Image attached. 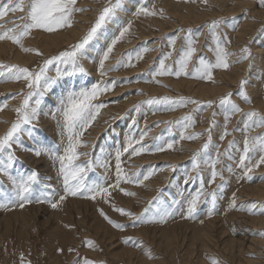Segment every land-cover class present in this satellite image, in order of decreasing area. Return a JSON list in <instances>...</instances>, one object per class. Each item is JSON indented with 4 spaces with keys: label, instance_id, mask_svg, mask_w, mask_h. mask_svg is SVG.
<instances>
[{
    "label": "rangeland",
    "instance_id": "1",
    "mask_svg": "<svg viewBox=\"0 0 264 264\" xmlns=\"http://www.w3.org/2000/svg\"><path fill=\"white\" fill-rule=\"evenodd\" d=\"M238 1L247 4L243 5V10L240 9L239 13L229 14L227 10L234 8ZM7 2L8 0H0V6ZM25 3L27 4L28 0H25ZM109 3L110 0H77L76 6L85 9V11L74 13L71 27L59 29L52 33L42 29H33L31 34L24 38L23 47L12 40L3 39L15 45L18 49L22 48V50L30 41H33L34 45L30 48L38 49L41 54L33 51V60L29 64L15 61L13 54L9 57H0V62L5 65H19L32 71L38 70V67L43 65L45 59L58 55L61 51L67 50L71 45L77 43L94 24L100 11L105 6H108ZM173 3L178 8L176 7L173 10V6H175ZM187 5L193 7V11L196 10V13H202V16L198 20L192 17L190 20L194 21L184 23L180 19V15H188L190 9L185 7ZM141 6L149 9L150 12L155 11L156 15H135L136 9ZM161 9L163 10L162 13ZM263 11L264 5L260 3V0H228L226 3H222L221 0H207V3L204 0H123L122 9L117 11L116 17L101 30L98 39L90 46L91 56L81 61L87 69V75L78 74L75 77L61 78L46 95L42 105L41 116L38 121L33 122L38 129L35 133L36 140L30 139L26 132L21 133L23 147L16 144L13 145L17 161L11 169L14 176L27 174L32 170L37 171L41 183L48 182L53 185L57 193L54 199L58 200L59 196L64 194L62 181L58 178L56 171L58 165L50 162V165L51 163L53 165L54 173L49 176L48 173L42 170L41 158H50L46 155L37 157L34 152L28 151L26 153L24 149L39 147L41 143L44 146L61 144L59 133L50 134V132H47L49 131L50 123H47L45 118L50 119L52 124L57 125L56 120L47 113L50 108L54 107L53 102L70 81L77 86L87 87H90L93 83H111L113 87L99 95L94 101L96 104H103L104 107L96 115L95 120L97 122L94 120L90 128L84 131L82 140L85 142V146L83 144L79 151L88 153V155L80 156L77 161L79 163L92 160L94 162L93 167L87 172L86 182L91 184L94 181L102 180L105 186H111L108 188L111 195H97L96 199H92L91 194L87 193L77 196L69 195L55 209L47 202L36 203L35 201L20 207L16 202L8 203L9 200H14L13 185L7 175L0 173V204L5 205L0 206V264H22L21 254L24 257L23 264H28L29 261L31 264H84L85 258L94 261L95 264H140L138 262L131 263L127 256H119L120 252L118 251L123 250H135L142 256L146 254L148 256L145 255L144 257L149 261H154L156 264H213V258L217 259L219 264H264V236L259 235L260 231H264V223L257 221L258 219H263L264 214H251L248 211L241 210V206L246 207L252 202L264 204V196L255 190L257 187H264V164L253 168L250 173L252 176L251 180H248L244 175L245 170L238 166L245 139L264 134V127H252L250 130H244L245 113L256 110L264 114V106L262 111L261 107L255 104V101L259 98L264 103V70L262 72L263 75L261 74L259 77H257L256 72L261 63L264 62ZM26 12L27 8H25V12H8L6 16L0 19V26H2L0 27V32L17 24L22 25L24 21H21L19 17L24 16ZM249 12L254 22L253 29L247 32L244 41L240 42L237 39V34ZM88 13L91 14L89 15ZM172 13L179 16H175ZM88 15L89 17H86ZM82 17L86 18L84 19L85 21ZM221 18L227 23L221 24L216 31L223 39L230 40L227 48L230 52L236 54L229 59L231 61L237 60L241 49L247 45L253 53L252 68L248 69L250 61H244L247 63L245 69L248 72H246L245 76L241 77L236 83L231 81L227 86L229 87L228 90L226 88L219 95L203 98L195 91L201 85L200 83L205 82L210 87L221 84L219 79L221 75L238 65V63H232L226 70L214 69L213 80L211 81L201 79L195 73V68L199 67L201 58L205 59L206 62H215L216 53L214 47L216 41L209 25L212 21ZM82 21L84 23L82 26L85 27L83 35L60 44L58 47L46 48L47 37H52L57 33H67L75 26L81 25ZM124 27H129V31L114 46L109 59L105 62L106 74L101 76L99 70L100 51L106 50L107 44L111 42L115 35H119V30ZM178 29H183L184 31H178ZM189 29L191 30L192 38L196 41V53L188 65V75L182 74L179 77L175 75L154 76L153 73L158 69L161 59L170 51L173 54L165 61V64L173 70L177 68L175 61L181 54L182 48L187 44L186 38ZM173 37H177L175 51L170 45V39ZM34 41H36V44ZM261 49L262 51H260ZM254 50L257 52H254ZM260 52H262L261 56ZM260 57L263 58V61L256 65L257 58ZM122 60L123 64L116 67L118 62ZM129 60L131 66H125L129 63ZM241 63L243 62L239 64ZM48 75L56 76L55 65L50 66ZM252 77L256 80L259 78L254 91L251 90V85L254 83ZM242 79L248 81L245 88L251 98V103L246 102L239 95L240 81ZM156 81H159V83ZM187 81H192V89H187L183 85ZM175 82L180 84L176 85ZM7 83H12L14 87L7 91L0 88V106L5 104L8 106L9 104L7 103H10L13 99L14 109L11 122L7 120V122H10L7 130L0 133V136H3L12 123L16 121L17 113L15 109L21 105L24 95L29 91L27 82L24 79L15 80L9 79L7 76H0V85ZM147 86L158 87L159 91L154 92L153 89H149ZM227 93H232L231 99L242 109V112L231 115L227 123L229 135L221 140L220 137L225 130L227 112L225 108L220 106L219 101ZM256 94H259L257 99L255 98ZM164 96L173 99L183 97L188 100H194L197 103H187L183 106L173 105L171 108L167 105L141 103L150 98ZM208 101H213L211 106H208ZM126 104H130V106L121 112V108ZM134 105L140 106L138 112L134 110ZM106 110L109 113L104 122L105 131L99 133L94 138V142H92L87 134L91 127L94 126L93 123L96 124L101 120ZM1 112L2 110H0ZM185 116H191L192 119L185 122L183 119ZM133 120L136 121L135 125L132 124ZM185 124H187V127H185ZM209 129L211 130V143L205 152L203 151V146L209 141ZM144 132H147L142 141L145 144L142 142L141 144L149 150L138 154L139 157L138 155H132L131 149L126 153L122 152L120 165L122 174L132 175L140 173L141 179L148 172L153 173L148 178L152 179L154 176L157 177L162 172L167 171L170 175L168 180L162 181V185L157 184L153 189V193L155 192L154 194L152 193L153 195H146L150 191L146 189L148 187L146 184L148 179L144 180L142 184L127 183L122 180L119 187L114 186L116 181L117 150H123L130 133L131 136L133 134V137L136 134L139 135V138L137 136L134 137L135 141H138L141 133ZM196 133H202V135H199L196 139H180L182 134L187 137ZM173 140L176 141L173 148L171 150L167 149L166 144ZM145 141L150 143L146 144ZM230 141L235 142L230 151L231 158L225 155V150L228 149ZM141 144H134V146L139 147ZM89 145L91 147H88ZM61 147H63L62 144ZM157 147L164 148V150L155 151ZM217 150L221 154L217 169L223 170L225 183L217 199L215 214L211 217L207 215L211 203L210 201L205 203L202 199V202L198 205L196 216L194 218H183V213L186 212L187 207L185 198L188 197L189 193L199 190L201 177L207 192L213 191L217 185L221 184L220 177H217L215 183H209L211 169L208 164L204 163V161L214 160ZM23 152L28 157L27 155L24 156L25 153ZM165 152L176 153L178 155L177 159L164 158L160 162L154 160ZM198 152L200 156L198 160L194 161L193 158ZM260 154L259 152L250 154L253 156L252 163H256L259 160ZM31 155L35 157V164L31 161L32 157H29ZM4 156H6V153L0 154V159ZM135 156L137 157L135 158ZM182 156L187 157L183 159L181 158ZM142 157H146L148 162L141 161L140 158ZM29 160L30 162H28ZM194 163H198L199 167L194 168ZM103 165H107V167ZM137 166L141 167L138 169ZM228 167L233 170L231 172L227 171ZM188 176L192 177V179L188 184H185V178ZM49 177L51 179H48ZM158 185L160 186L158 187ZM34 187L37 186L34 185ZM121 188L126 189L127 192L134 193V195H126L125 192L120 191ZM139 189L141 191L137 193ZM233 195H235V208L230 207ZM174 200L179 201V203L173 205ZM37 205L42 207L44 205V207L39 208L36 207ZM170 205L175 207L177 211L166 222L141 223L136 227L131 226L132 217L115 210V208L122 207L137 215L143 214L146 220H151L153 216L157 215V208L163 210ZM101 209L113 221L129 226L124 229L114 227L101 214ZM146 209L147 211H145ZM15 211H17L16 214H14ZM206 218L207 220L216 218V225L212 231V233L214 232L215 240L210 244L211 246H207L201 240L195 239L194 232L196 230H204ZM145 230L149 231L148 235L139 233ZM166 230L170 232L176 230V238L171 245L166 244L162 235ZM128 237L135 238V241L140 243L141 247H137L136 243L130 240L126 242ZM237 238L244 242L251 241L252 243H245L240 246L237 245V242H234ZM89 240L94 242L93 246L88 245L87 241ZM142 244L144 245L143 247ZM203 245L206 247H202ZM139 248H142V251H139ZM70 249L72 250L70 251Z\"/></svg>",
    "mask_w": 264,
    "mask_h": 264
},
{
    "label": "snow or ice",
    "instance_id": "2",
    "mask_svg": "<svg viewBox=\"0 0 264 264\" xmlns=\"http://www.w3.org/2000/svg\"><path fill=\"white\" fill-rule=\"evenodd\" d=\"M207 3V0H204ZM260 3L264 5V0H260ZM77 0H8L7 3L0 6V19L8 14V12H27L24 16L19 17L21 21H24L22 25L17 24L12 28H8L0 32V40L9 39L14 43L20 44L23 47V40L26 36L30 35L33 29H42L46 32L52 33L59 29H64L71 27L73 23V16L76 12L85 11V9L76 6ZM123 0H110L108 6H105L99 13L94 24L88 29L86 34L80 38V40L71 45L67 50L61 51L58 55L52 56L44 60L43 65L38 67V70L32 71L28 68L20 67L19 65H5L0 62V76H7L9 79L20 80L24 79L27 82V87L29 89L28 93L24 95V99L19 107L15 109L17 113V119L12 123L9 130L0 136V154L6 153L2 159H0V173L5 174L11 180L13 185L14 200H9L8 203L16 202L20 207H23L26 203H44L47 202L52 208H57L62 201H64L69 195L77 196L83 194H91L92 199H96L97 195L110 196L108 190L111 186H105L102 180L94 181L91 184L87 183L85 177L87 172L93 167L92 160H86L77 163L80 156H87L88 153L80 152L79 148L85 143L82 140L84 131L89 128L92 122L95 120L96 115L99 110L104 107L103 104H96L94 101L99 95L104 92L109 91L113 84L107 82L93 83L90 87L87 86H77L73 82H69L64 86V90L53 102L54 107L50 108L48 115L56 120L59 135L61 137V144H53L51 146H44L41 143L39 147L25 148V151L34 152L35 156L39 157L41 155H46L50 158L54 165H58L56 168L58 178L62 181L63 195L59 196L58 200L54 197L57 195L55 188L52 184L48 182L41 183L39 179V173L35 170L28 172L27 174L12 175L11 169L17 161V157L13 150V145H19L23 147V141L21 140V133L26 132L28 137L32 140H36L35 133L38 131L34 121H38L41 112L42 105L44 104V99L46 95L56 86L57 82L64 77H75L76 75H87V69L81 62L91 56L90 46L93 42L98 39L101 34V30L116 17L118 10L122 9ZM161 13L163 10H160ZM141 14L156 15L155 11L150 12L146 7H139L136 9L135 15L139 16ZM234 19V18H233ZM227 23L223 18L219 20H214L209 25L210 31L212 32L213 38L215 39L214 51L216 53L215 62H206L205 59L201 58L199 60V67L195 68V73L201 79L213 80V70L214 69H228L232 63H240L243 61H250L249 69H251V60L253 58V53L250 47L247 45L241 49L240 55L235 61H231L229 58L236 55L230 52L227 48V44L230 40L223 39L218 33L217 29L221 24ZM2 27V26H0ZM130 27V22H129ZM129 27H124L119 30V35H115L111 42L107 44L106 50L100 51L99 59V70L101 76L105 75V62L109 59L110 53H112L114 46L125 36L129 31ZM19 29V31H17ZM178 31H184L183 29H178ZM176 38L170 39V45L175 51ZM187 44L181 50V54L175 61L177 68L173 70L171 67L166 66L165 61L172 56V51L168 52L159 63L158 69L153 73L156 75H175L179 77L180 75H188V65L192 60V57L196 53L195 43L196 41L191 36V30H188ZM25 51H36L38 54V49L24 48ZM139 58V57H138ZM123 64V60L118 62L116 67ZM55 65L56 76H49L48 71L50 66ZM125 66H131V62ZM115 70V69H110ZM159 83V81H156ZM248 83L247 80L242 79L240 81V91L239 95L246 101L251 103V98L247 93L245 85ZM232 93H227L224 95L219 103L222 108H225L227 115L225 116V130L221 135V140H223L227 135V123L231 115L237 112H242V109L235 104L231 99ZM143 104L148 105H167L171 108L173 105L183 106L187 103H197L194 100H188L186 98L173 99L167 96L150 98L147 101H142ZM213 101H208V106H211ZM7 105L0 106V110ZM134 110L139 111L140 106L134 105ZM246 121L244 123V130H250L252 127H264V114L259 113L256 110L249 111L244 114ZM184 121H190L191 116H185ZM132 124L135 125L136 121L133 120ZM27 126V127H25ZM187 127V124H185ZM209 141L203 146V151H207L209 144L211 143V136L209 129ZM147 132L141 133L140 139L138 141L134 140L133 136L127 137V144L121 151L120 149L116 152V181L115 187H119L121 181L133 184H142L144 180H147L149 176L153 173L148 172L143 175L141 179L140 173H134L132 175L122 174V169L120 165V157L122 152H129L131 149L132 155H138L145 152V146L141 144L144 136ZM202 133H196L185 137L183 134L180 139H196ZM66 141V143H65ZM40 143V142H38ZM176 143L175 140L170 141L166 144L167 149H172L173 145ZM134 144H141V146L136 147ZM235 145L234 141L229 142L228 149L225 150V155L229 158L230 151ZM164 148L157 147L155 151H162ZM261 153L259 155V160L256 163H252L253 156L251 153ZM220 152L217 150L216 158L211 161H204L208 164L211 169V179L209 183H215L217 177H220L221 184L217 185L216 189L211 192L205 191L203 178H200V188L198 191L189 193L188 197L185 198L186 201V212L183 213V218H194L197 214L198 205L202 202L211 203L207 211V215L211 217L215 214L216 203L219 193L222 189L224 181L223 170H218L217 165L220 163ZM200 153L198 152L193 158L194 161L198 160ZM260 164H264V134L251 139H245L242 155L239 158L238 166L244 169V175L248 180L252 179L250 173L253 168L258 167ZM251 165V166H249ZM107 167V165H103ZM194 168H198L199 164L194 163ZM233 169L231 167L227 168V171L231 172ZM48 179H51L50 177ZM192 177L188 176L185 178L184 183L188 184ZM36 185L37 187H34ZM120 191L125 192L126 195H134L132 192H127L126 189L121 188ZM155 199V198H154ZM179 201H173V205L178 204ZM0 206H5L0 204ZM230 207L235 208V195H233L232 203ZM116 211L121 214L128 215L132 217L131 226L136 227L141 223H155V222H166V220L176 214L177 209L173 206L165 207L163 210L160 208L156 209V216H153L151 220H146L143 214L137 215L131 211L124 208H115ZM241 210L248 211L251 214H264V204L259 202H252L248 206H241ZM147 211V209L145 210ZM101 214L104 215L105 219L108 220L110 224L119 229H124L129 225L117 223L107 216L101 209ZM203 222V221H201ZM259 235L264 236V231H260ZM130 240L136 243L139 247L140 243L135 241V238L128 237L126 242ZM89 246H93V241H87ZM72 249H70L71 251ZM23 254H21V261L23 264ZM28 264H31L29 261ZM84 264H95L94 261L85 258ZM213 264H219V261L213 258Z\"/></svg>",
    "mask_w": 264,
    "mask_h": 264
},
{
    "label": "bare ground",
    "instance_id": "3",
    "mask_svg": "<svg viewBox=\"0 0 264 264\" xmlns=\"http://www.w3.org/2000/svg\"><path fill=\"white\" fill-rule=\"evenodd\" d=\"M222 1V3H226V1H228V0H221ZM176 3V2H175ZM175 3H173V4H175ZM245 4H247V3H242V1H238V2H236V6L233 8L232 7V9H229V10H227L228 12H229V14H235V13H239V10L241 9V10H243L242 8H243V5H245ZM252 5V4H251ZM176 7L178 8V6L175 4V6H173V10L174 9H176ZM185 7H188L189 9H190V12L188 13V15H180V19H182L183 20V22L184 23H186V22H188V23H190V22H192V21H194V20H190V18H192V17H194V18H197V20L202 16V13H196L195 11H193V7H191V6H189V5H187V6H185ZM195 8V7H194ZM240 10V11H241ZM90 12H92V11H90ZM198 12H199V10H198ZM201 12V11H200ZM209 12V11H208ZM176 13H178V12H176ZM89 14V13H88ZM91 14V13H90ZM89 14V15H90ZM173 15H175V16H179V15H177V14H174V13H172ZM191 14V15H190ZM233 14V15H234ZM251 13L249 12V14H247V17H246V19H245V21L242 23V25H241V28H240V31L238 32V34H237V39H238V41H240V42H243L244 41V39H245V37H246V33L247 32H249V31H252V29H253V25H254V22H253V18H252V16L250 15ZM256 14V13H255ZM89 15L88 16H86V17H89ZM238 16V15H237ZM243 16V15H242ZM262 17L264 18V11L262 12ZM80 19V18H79ZM82 19L84 20V19H86L85 17H82ZM90 19V18H89ZM85 21V20H84ZM87 21V20H86ZM195 23H197V21H195ZM80 24V23H79ZM82 25H84V23H83V21H82V23H81V25H77V26H75L73 29H71L69 32H67V33H64V34H61V33H57V34H54L52 37H47L46 38V44H45V46H46V48H48V49H50V48H52V47H58L60 44H64L65 42H67V41H71V40H73V39H76V38H78V37H80L81 35H83V33L85 32V27L84 26H82ZM169 30V29H168ZM33 40V39H32ZM35 42V44H36V41H34ZM32 45H34L33 44V41H30L29 42V44L26 46V47H24V48H29V49H34V47L33 48H30ZM242 45V44H241ZM241 47V46H240ZM237 49V48H236ZM254 49V48H253ZM263 49V48H262ZM262 49L260 50V51H262ZM240 51V50H239ZM256 50H254V52H255ZM263 51H264V49H263ZM22 52H26V53H22ZM257 52V51H256ZM198 53V52H197ZM261 53L262 52H260V56H261ZM11 54H13V59L15 60V61H17V62H19V63H24V64H29L30 62H31V60H33V51H24V50H22V48H20V49H18L17 47H15V45H13V44H10L8 41H5V40H0V57H9V56H11ZM26 54H28V55H26ZM255 55H257V54H255ZM258 55H259V53H258ZM264 55V54H263ZM154 56V55H153ZM200 59V58H199ZM258 60H257V62H256V65L258 64V63H261L262 61H263V58H257ZM255 62V61H254ZM249 65V64H248ZM246 66H247V63L246 62H244L243 61V63H241V64H239L238 63V65H236V66H234V67H232V69L229 71V72H225L224 74H222L221 75V77L219 78L220 79V83L221 84H218V85H215V86H213V87H210L207 83H205V82H202V83H200L201 85L199 86V88H197L195 91L197 92V93H199L200 95H201V97H203V98H207V97H215V96H217V95H219L220 93H222V92H224V90L227 88V90H228V88L229 87H227L229 84H230V82L232 81V82H238L239 81V79H241V77H243V76H245V74H246V72H247V69H245L246 68ZM252 68V67H251ZM255 68V67H254ZM249 69V68H248ZM96 70V69H95ZM263 70H264V62L263 63H261V65L259 66V69H257V77H259L261 74H262V72H263ZM248 73V72H247ZM255 73V72H254ZM264 74V73H263ZM262 74V75H263ZM255 75H256V73H255ZM215 78V77H214ZM253 79H254V83H253V85H251V90H253L254 91V89L256 88L255 87V85L257 84V81L259 80V78H258V80H256L254 77H252ZM176 81V80H175ZM176 83V82H175ZM182 83V82H181ZM228 83V84H227ZM12 83H7V84H5V85H0V88H3V90L4 91H7V90H10L12 87H14V85L12 84ZM161 84V83H160ZM177 84H180V83H176V85ZM183 85H185V87H187V89H192L193 88V84H192V81H187V82H184L183 83ZM184 87V86H183ZM195 87H196V84H195ZM147 88H149V89H153V91L154 92H158L159 91V89H158V87H156V88H154V87H151V86H147ZM152 91V90H151ZM255 93H256V91H255ZM258 95L259 94H256L255 95V98L257 99V97H258ZM113 96V95H112ZM261 98H259V99H257V101H255V104L257 105V106H259V107H261L260 109L263 111V106H264V103H263V101L262 100H260ZM3 104H4V102H3ZM7 104H9L7 107H4L3 108V110H2V112L0 113V133H2V132H4V131H6L7 130V128H8V126H9V124H10V122H11V119H12V116H13V109H14V106H13V104H14V101H13V99H12V101L10 102V103H7ZM130 106V104L128 105V104H126L125 106H123L122 108L121 107H118V108H121V112H123L124 111V109H126V108H128ZM109 112H108V110H106L105 111V114H103V116H102V118H101V120L100 121H98V123H96V124H94L93 123V125L94 126H92L91 127V129L89 130V132H88V137H89V139H90V141H92V142H94L93 140H94V138L96 137V136H98V134L99 133H102V131H105V127L106 126H104V122H105V120H106V118H107V114H108ZM263 113H264V111H263ZM6 119V120H5ZM46 120H47V123H50V128H49V131H47L48 133L50 132V134L51 133H53V134H56V133H59V129H58V127H57V125H55V124H52V122H51V120L50 119H47V118H45ZM7 120L8 121H10V122H7ZM96 121V120H95ZM97 122V121H96ZM125 122V121H124ZM141 126V125H140ZM90 128V127H89ZM47 129V128H46ZM113 129V128H112ZM118 131V130H117ZM119 132V131H118ZM119 134V133H118ZM153 134V133H152ZM151 134V135H152ZM157 134V133H156ZM86 135V134H85ZM100 135H102V134H100ZM151 135H149V136H151ZM54 136V135H53ZM129 136H131V133H130V135ZM132 136H133V134H132ZM136 136L138 137L139 135H137L136 134ZM136 136H134V137H136ZM87 137V138H88ZM139 138V137H138ZM137 138V139H138ZM153 138V137H152ZM84 139H85V137H84ZM134 140H136V139H134ZM146 140V139H145ZM148 140V139H147ZM54 141V140H53ZM32 142V141H31ZM91 142V143H92ZM146 142V141H145ZM34 143V142H33ZM143 143V142H142ZM147 143H150V142H146V144ZM32 144V143H31ZM143 144H145V143H143ZM33 145V144H32ZM93 145V144H92ZM155 145V144H154ZM84 146H85V144H84ZM144 146V145H143ZM146 146H148V145H146ZM151 146V145H150ZM88 147H91L90 145L88 146ZM94 147V146H93ZM92 147V148H93ZM147 148V147H146ZM85 149H88V148H85ZM89 149H91V148H89ZM148 149V148H147ZM92 150V149H91ZM171 150V149H170ZM169 150V151H170ZM26 153L28 152V151H25ZM25 152H23V153H25ZM24 154V156H26L27 154ZM32 154V153H31ZM90 154H91V152H90ZM43 156V155H42ZM141 156V155H140ZM177 154L176 153H174V152H170V153H163V154H160L157 158L158 159H154V160H157L158 162H160V161H162V160H164V158H167V159H171V158H175V159H177ZM27 157H28V155H27ZM30 158L32 157V155L31 156H29ZM131 157V156H130ZM137 156H135V158H136ZM138 157H139V155H138ZM187 157V156H186ZM185 156H182L181 158H183V159H185L186 158ZM144 157H142V158H140V160L141 161H145V162H148L147 161V158L145 157L144 159H143ZM32 160L31 161H33L32 163H34L35 164V157H32L31 158ZM42 159V170L44 171V172H46V173H48L49 174V176H51L52 175V173H54V171H53V169H52V163H51V165H50V162H52L50 159H46V158H41ZM85 159V158H84ZM183 159H180V160H183ZM28 160V159H27ZM179 160V159H178ZM135 161H137V160H135ZM28 162H30V160L28 161ZM31 163V164H32ZM129 163V162H128ZM135 163V162H134ZM140 163H142V162H140ZM139 163V164H140ZM138 164V163H137ZM136 165V164H135ZM143 165V164H142ZM138 167V169H139V167H141V166H137ZM136 170V169H135ZM43 172V173H44ZM44 175H46V174H44ZM169 174H168V172L167 171H164V172H162V174L161 175H159V176H157V177H155L154 176V178H150V179H148V181H146V184H147V188L146 189H149L150 191H148L147 193H146V195H153L154 193H153V189L155 188V186L157 185V184H161L162 183V181H167L168 180V178H169ZM98 180V179H97ZM162 185V184H161ZM160 185H158V187H159ZM188 186V185H187ZM145 187V186H144ZM145 189V190H146ZM256 192H260V194L262 195V196H264V187L263 186H260V187H257L256 189ZM141 191V189H139V190H137V193H139ZM153 193V194H152ZM136 195V194H135ZM140 195V194H139ZM145 195V196H146ZM151 197V196H150ZM149 198V197H148ZM147 199V198H146ZM155 200V199H154ZM28 205H30V204H28ZM34 206V205H33ZM36 207H39V208H43L44 207V205H43V207L41 206V205H37ZM48 207V206H47ZM26 208H28V207H26ZM25 209V208H24ZM5 212V211H4ZM13 212V211H12ZM17 213V211H15V213L14 214H16ZM3 214H5V213H3ZM50 217V216H49ZM53 217V216H52ZM206 220H207V218H206ZM236 220V219H235ZM258 222H260V223H264V218L263 219H258L257 220ZM206 222V225H205V227H204V230L202 229V230H196V232H194L195 233V239H199V240H201L202 242H203V244H206L207 246H211L210 244L211 243H213V241L215 240V238H214V236H213V233H212V231H213V227L216 225V218H209V220H207V221H205ZM235 225V224H234ZM241 226V225H240ZM151 232V231H150ZM140 234L141 233H144L145 235H148L149 234V231L148 230H145V231H140L139 232ZM190 233V232H189ZM155 234V233H154ZM162 235L164 236V240L166 241V244L167 245H171L172 244V241L176 238V230L175 231H172V232H170V231H165V232H163L162 233ZM216 237V236H215ZM217 238V237H216ZM230 239V238H229ZM235 243L237 242V245H240V246H242V245H244L245 243H250L251 241H248V242H244L243 240H240L239 238H237L235 241H234ZM227 243V242H226ZM252 243V242H251ZM144 245L142 244V247H143ZM141 247V246H140ZM146 247V246H145ZM202 247H206L205 245H203ZM148 248V247H147ZM142 249V248H141ZM140 248H139V251L141 250ZM142 251V250H141ZM118 252H120L119 253V256L121 255L122 257L123 256H127L128 257V259H129V261L131 262V263H133V262H138V263H140V264H156L154 261H149L148 259H146L144 256L146 255H144V256H142V254H140L139 252H137V251H135V250H123V251H118ZM137 253V254H136ZM146 256H148V255H146Z\"/></svg>",
    "mask_w": 264,
    "mask_h": 264
}]
</instances>
